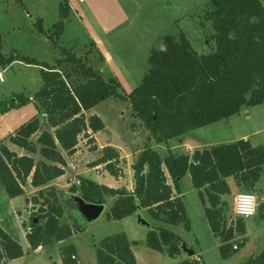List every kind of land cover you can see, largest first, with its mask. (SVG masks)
<instances>
[{
	"label": "trees",
	"instance_id": "16d2710c",
	"mask_svg": "<svg viewBox=\"0 0 264 264\" xmlns=\"http://www.w3.org/2000/svg\"><path fill=\"white\" fill-rule=\"evenodd\" d=\"M208 19L214 28L215 47L205 53L196 51L188 38L164 36L163 48L153 49L149 68L140 84L123 96L114 78L106 80L88 62L87 55L57 44L68 16V3H60V18L53 35L61 48L60 57L53 64L16 54L1 52L0 65L23 61L38 65L42 84L32 95L23 93L10 98L9 108L33 101L41 110L21 125L10 141L31 152H38L36 161L30 154L19 155L0 140V184L10 198L24 195V184L41 188L65 173L64 153L77 150L79 136L88 137L92 151L97 149L93 133L105 128L97 114L86 112L108 97L128 101L134 114L141 119L155 142H168L202 126L226 119L264 102V5L261 0H208ZM42 28L40 27V31ZM1 106V104H0ZM5 112V111H4ZM91 130L90 133L88 131ZM120 152L111 145L103 146L101 155L90 166L104 165L114 178L124 176ZM134 188H113L82 176L80 195L85 201L101 204L112 197L109 219H121L134 214L137 205L147 209L155 219L171 225L184 223L189 229L185 205L180 195L183 177L189 174L192 184L200 191L204 212L213 234L220 240L221 256L226 259L233 249L236 235L246 232L243 219L235 226L228 224V202L223 195L230 194L226 181L238 177L239 184L257 185L264 182V147L254 146L241 138L230 143L211 145L188 152H169L162 156L149 143L131 165ZM171 179V183L168 181ZM70 192L78 191L70 186ZM55 192H38L30 201H43L26 234L30 247L68 239L81 230L76 224L60 222L63 206L56 202ZM52 198V199H50ZM53 200V201H52ZM67 201L72 202L67 198ZM73 203V202H72ZM261 215H264L262 211ZM247 239L239 242V248ZM182 239L165 227L148 230L145 244L152 250L177 257L183 253ZM126 234L106 236L96 245L97 264H138ZM63 264H80L72 243L60 247ZM21 244L0 227V264L23 256ZM50 264H57L51 261ZM181 264H193L182 260ZM249 264H264V251L251 256Z\"/></svg>",
	"mask_w": 264,
	"mask_h": 264
},
{
	"label": "rangeland",
	"instance_id": "374dc122",
	"mask_svg": "<svg viewBox=\"0 0 264 264\" xmlns=\"http://www.w3.org/2000/svg\"><path fill=\"white\" fill-rule=\"evenodd\" d=\"M62 1L0 0L1 52L6 56L18 54L48 64H53L60 57L61 48L57 44L75 50L77 55L88 54V62L106 80L111 77L117 80L119 92L127 96L140 84L149 68L151 51L163 48L164 36L180 38L183 35L199 53L215 47V31L208 19L206 6L208 0H66L68 16L56 44L53 27L59 21ZM261 1L264 5V0ZM0 71V140L19 155L30 154L39 161L41 157L38 152L31 153L16 146L10 141V135L32 117L41 116V110L33 101L12 108H9V104L10 98L17 94L32 95L38 91L42 84L40 67L14 61L0 65ZM86 114H97L105 123V128L95 132L96 150H90L93 143H89L87 135L81 134L76 150L78 153H64L66 165L63 178L71 183L70 186L77 187V194H80V183L77 181L81 179V174L90 175L87 171L91 170L90 163L101 155L103 146L120 149L124 157L120 164L124 176L117 179L121 178L118 184L126 188L134 183L131 165L147 143L162 156L169 152L191 154L196 149L241 138L249 139L254 146L264 147V102L196 128L179 138H171L166 143L154 141L126 100L108 97ZM186 146L192 149L188 150ZM104 169V166L98 169L100 175ZM238 179L236 176L226 179L230 194L223 195V200L229 206L226 214L228 222L234 218V196L239 190L255 193L258 206L255 215L244 219L247 242L226 259L221 256V242L209 226L200 191L193 186L189 174L181 181L180 194L174 190V196L180 195L185 205L189 229L184 223L171 225L155 220L147 209H142V212L151 226L165 227L178 234L186 246L195 251L192 257L184 251L180 256L170 257L147 247L145 239L149 229L136 222L135 214L117 220L109 219L112 197L105 199L104 211L96 220L84 222L77 215L78 223L72 213L73 203L67 201L64 195L70 192V186L62 190L61 187L48 186L43 191L48 194L55 192L54 200L63 206L61 223L70 226L76 224L81 228L66 239V243L74 244L80 264H97L96 245L106 236L117 233H124L130 241H137L132 248L138 264H181L182 260L193 264H249L251 256L264 251V215H261L264 211V182L258 187L239 184ZM168 181L172 184L170 177ZM24 189V195L12 199L0 184V227L24 244V257L16 264H50L51 261L63 264L60 250L63 243L47 244L38 252L27 245L26 234L30 230L31 216L38 218L36 212L43 200L40 198L38 204L30 201L39 192L31 185L30 178L24 184ZM243 238L244 235H236L232 243L239 245Z\"/></svg>",
	"mask_w": 264,
	"mask_h": 264
},
{
	"label": "water",
	"instance_id": "95a60500",
	"mask_svg": "<svg viewBox=\"0 0 264 264\" xmlns=\"http://www.w3.org/2000/svg\"><path fill=\"white\" fill-rule=\"evenodd\" d=\"M262 185H263L262 182H259L257 184L258 187ZM64 195L66 198L71 199L73 202L72 213L74 214V216L76 217L78 215L80 220H83L84 222H90V221L96 220L101 215V213L104 211L105 203H101V204L91 203V202L85 201L80 194L72 193V192H65ZM134 214H135L137 223L143 226H146L148 229L151 228V223L145 218L142 212V209L140 208L139 205H137V209ZM37 220L38 219L35 218L34 222L36 223ZM77 220L79 223V219ZM181 246H182V250L188 256L190 257L195 256V251L192 249H189L184 242L182 243Z\"/></svg>",
	"mask_w": 264,
	"mask_h": 264
},
{
	"label": "crops",
	"instance_id": "0c3cea01",
	"mask_svg": "<svg viewBox=\"0 0 264 264\" xmlns=\"http://www.w3.org/2000/svg\"><path fill=\"white\" fill-rule=\"evenodd\" d=\"M93 135V137L95 138V136H96V133H93L92 134ZM181 140H179V142H180ZM186 145V144H185ZM186 147H188V150L189 149H192L190 146H186ZM196 148V147H195ZM118 149V148H117ZM119 150V152H120V155H121V158H123L124 159V157H123V155H122V153H121V151H120V149H118ZM76 153H78V152H75L74 154H76ZM104 165H97V166H93V167H91V170L90 169H88L87 171L88 172H90L89 174V176H85V175H83V174H81V176H84V177H87V178H90V179H92V180H94V181H96L97 183H99V184H104V185H107V186H109V187H113V188H119V187H121V185L120 184H118L122 179V177L120 178V180H118V179H116V178H114L112 175H110L108 172H107V170H102V173H101V175L99 174V170L98 169H100V168H102ZM64 170H65V168H64ZM95 170H97V171H95ZM92 171H94V172H92ZM80 175V174H79ZM103 175V176H102ZM133 175V174H132ZM63 176H64V174L62 175V176H60V177H57V178H55V179H53L50 183H48L47 185H45L44 187H41V188H37V187H35V191H40V190H43V189H45V188H47L48 186H53V187H61L60 189L62 190V189H67L66 187H69L70 185H71V183H67L66 181H65V179L63 178ZM134 184V183H133ZM133 184H131L130 186H127V188L129 189V190H133ZM237 186V185H236ZM238 188V187H237ZM238 190H239V188H238ZM238 192H240V190L238 191ZM237 192V193H238ZM33 193H35V192H33ZM236 193V194H237ZM235 194V195H236ZM33 195V194H32ZM235 197V196H234ZM15 198H17V197H15ZM15 198H12V199H15ZM222 199H223V196H222ZM245 222V221H244ZM245 229H246V223H245ZM244 237L247 239V236H246V232H245V234H244ZM60 243H63V244H66V240H63V241H59ZM247 242V241H246ZM62 244V245H63ZM29 247H30V245H29V243L27 244ZM21 246L23 247V251H24V254H25V249H24V244L21 242ZM44 247L45 246H40V247H38L36 250H34L33 249V251L34 252H38V251H41V250H43L44 249ZM133 249V248H132ZM134 252V251H133ZM24 254H23V256H21V257H19V258H16V259H12V260H10L7 264H16V263H18V262H20L21 260H22V258L24 257ZM134 254H135V252H134ZM135 256H137V255H135ZM137 259V258H136Z\"/></svg>",
	"mask_w": 264,
	"mask_h": 264
},
{
	"label": "built area",
	"instance_id": "2783aa9c",
	"mask_svg": "<svg viewBox=\"0 0 264 264\" xmlns=\"http://www.w3.org/2000/svg\"><path fill=\"white\" fill-rule=\"evenodd\" d=\"M2 79V74L0 71V80ZM77 183L79 184L80 181L78 180ZM258 206V202L256 199V195L250 191H241L238 192L234 197V204H233V215L234 218L230 221L229 224L235 226L237 219H245L250 218L251 216L255 215L256 209ZM233 249H239V245L234 244Z\"/></svg>",
	"mask_w": 264,
	"mask_h": 264
}]
</instances>
